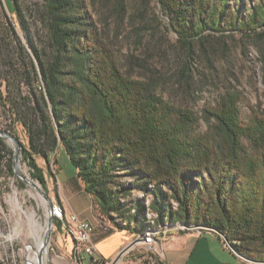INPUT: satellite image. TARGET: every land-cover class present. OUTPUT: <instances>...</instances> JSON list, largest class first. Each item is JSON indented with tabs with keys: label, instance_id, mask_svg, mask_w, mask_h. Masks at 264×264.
I'll return each instance as SVG.
<instances>
[{
	"label": "trees",
	"instance_id": "obj_1",
	"mask_svg": "<svg viewBox=\"0 0 264 264\" xmlns=\"http://www.w3.org/2000/svg\"><path fill=\"white\" fill-rule=\"evenodd\" d=\"M38 1L42 43H35L39 33L25 25L17 0L4 3L26 46L5 14L14 40L0 43V106L10 118L5 131L19 141L20 127L26 136L27 146L19 143L32 179L44 188L63 152L96 219L113 231L144 234L149 209L157 225L198 227L220 240L215 230L239 255L264 262V114L244 120L238 97L227 93L204 110L213 123L196 135L192 112L164 101L153 83L122 71L82 0ZM230 1L156 0L186 58L180 71L186 85L197 58L211 66L216 49L206 46L209 38L264 36V0L245 19L244 4L255 0H237L236 9ZM116 6L122 14L124 0Z\"/></svg>",
	"mask_w": 264,
	"mask_h": 264
},
{
	"label": "rangeland",
	"instance_id": "obj_2",
	"mask_svg": "<svg viewBox=\"0 0 264 264\" xmlns=\"http://www.w3.org/2000/svg\"><path fill=\"white\" fill-rule=\"evenodd\" d=\"M4 1L10 3V0H0V43L2 46H8L14 40L4 23L5 14L8 19L13 20L17 34L26 46V37L17 24L15 15L7 13ZM258 1H246L242 9L243 19L249 15L251 6ZM17 2L21 7L25 25L32 32L39 33L38 38L34 36L35 43H42L41 31L36 24L39 1ZM82 2L90 18L105 32L108 42L119 57L122 71L133 79L153 83L155 92L164 101L176 108L192 112L197 119L196 135L206 134L213 123L212 120L207 122L204 119V110L215 107L227 93L238 97V108L244 120L252 113L264 114V36L254 39L234 34L222 39L209 38L206 46L216 49L211 66H207L203 57L197 58L198 62L192 66L190 81L186 85L184 78L180 76L186 58L179 47L176 34L167 18L160 12L156 0H124L122 14L118 13L116 0ZM229 6L236 9L238 1H230ZM199 55L201 56L200 53ZM9 122L10 118L0 106V131L6 132ZM15 135L19 139L18 142L27 146L26 136L20 127L15 129ZM2 140L5 146H0V154L3 157L0 161V264H27L28 256L37 251L38 239L44 242L49 222L52 227L47 250L38 253L41 264H80L72 249L71 253L67 252L68 247L64 241L61 240V245L58 244V239L65 234L48 218V209L52 202H57L64 212H68L65 195L61 190V181L71 168L67 157L63 152L57 154V164L50 166L53 178L50 179L46 174L43 188L39 182L32 179L31 170L23 160L21 150L19 168L16 167L19 177L14 175L13 143L4 138ZM35 160L38 167L46 173L44 161L38 157ZM66 188H69V185ZM30 216H33L34 222H30ZM191 232L195 231H185ZM196 233H203L204 238L211 241L214 258L235 264L229 252L222 249V240L217 242L208 232ZM177 234L181 232L169 229L164 239L156 245L157 253L153 254L139 243L137 249L141 263L148 264L151 260L160 258L161 246ZM65 237L72 242L69 237ZM224 247L227 246L224 244ZM245 262L244 264H254ZM182 264L198 263L193 256ZM205 264H208L207 259Z\"/></svg>",
	"mask_w": 264,
	"mask_h": 264
},
{
	"label": "crops",
	"instance_id": "obj_3",
	"mask_svg": "<svg viewBox=\"0 0 264 264\" xmlns=\"http://www.w3.org/2000/svg\"><path fill=\"white\" fill-rule=\"evenodd\" d=\"M61 182L62 188H60L65 195L64 198L66 200L68 212L77 213L85 220L95 222L96 217L92 209L91 199L87 194L84 193L83 186L72 169L68 170L67 175L63 177V181ZM67 185H69V188H66ZM63 186H65L64 189ZM106 223L108 230H114L108 222ZM212 235L217 242H222L221 239L219 240L216 235ZM139 236V234L131 233L129 231H113L106 233L100 229H97L92 233L91 239L95 247L96 255L102 258L106 263H111L124 247H126ZM61 240L66 243V247H68L67 252L71 253L72 242H69L65 235H62L61 238L58 239L59 245H61ZM222 244V249L229 252L232 258L235 260V264L246 263L237 257L228 247H224V243ZM211 245V241L206 240V238L203 236V233L199 234L196 232H191L177 234L171 236V239L161 246V254L165 264H182L184 260L192 258L193 256L198 264H205V259H207L208 264H232L229 261L221 262L218 261L217 258H214L212 255L213 250ZM137 246L138 244L131 247L121 257V260L118 264H142L140 256L138 255ZM156 247L157 246H155V250L157 249ZM210 258H212L213 261H210Z\"/></svg>",
	"mask_w": 264,
	"mask_h": 264
},
{
	"label": "built area",
	"instance_id": "obj_4",
	"mask_svg": "<svg viewBox=\"0 0 264 264\" xmlns=\"http://www.w3.org/2000/svg\"><path fill=\"white\" fill-rule=\"evenodd\" d=\"M48 218L57 221L62 233L72 240L74 257L76 256L80 264H106L102 258L96 255L91 239L92 233L97 229L106 233L113 232V230L107 229L106 222L101 223L97 219L95 222H91L80 217L77 213L64 212L57 202H52L49 205ZM164 236L156 238L155 242L145 241V246L150 254L157 253L155 246L164 239ZM148 264H165L162 254H160V258L151 260Z\"/></svg>",
	"mask_w": 264,
	"mask_h": 264
},
{
	"label": "bare ground",
	"instance_id": "obj_5",
	"mask_svg": "<svg viewBox=\"0 0 264 264\" xmlns=\"http://www.w3.org/2000/svg\"><path fill=\"white\" fill-rule=\"evenodd\" d=\"M6 140L9 142L8 139ZM19 162H20V159L18 158L17 168H19ZM15 205L19 207L18 204H16V202H15ZM29 219H30V222H34L33 216H30ZM145 221L149 227H147L148 229L145 231L144 234L139 236L140 238H142L141 244L144 246H145V241L155 242L156 238H161L164 235H166L169 229H174V230L177 229L179 232L187 231V230L195 231V232L202 231V229L198 227H186L185 228L182 225H178V226L176 225L174 227L157 225L156 223L157 216L149 209L146 210ZM47 226H48V223H47ZM36 247H37V251L34 254L28 256V264H41L42 263V261L38 257V253L45 252L47 250V247L44 245L43 240L40 238L37 241Z\"/></svg>",
	"mask_w": 264,
	"mask_h": 264
},
{
	"label": "water",
	"instance_id": "obj_6",
	"mask_svg": "<svg viewBox=\"0 0 264 264\" xmlns=\"http://www.w3.org/2000/svg\"><path fill=\"white\" fill-rule=\"evenodd\" d=\"M0 137L1 138H4V139H8L9 141H11L13 143V163H14V175L18 176L19 175L16 173V167H17V163H18V158H19V154H20V150H21V146H20V143L18 142V140L16 138H14L12 135L6 133V132H3V131H0ZM52 227V223L49 222L48 223V226L46 228V231H45V238H44V245L47 246L48 244V239H49V236H50V229ZM214 232L219 235V237L221 238V240L223 241V243L237 256L239 257L240 259L244 260V261H247V262H251V263H254V264H264V262L262 263H256V262H253L241 255H239L235 250L234 248L232 247V245L228 242V240L226 239V237L224 235H221L219 234L217 231L214 230ZM142 242V238L138 237L136 238L135 240H133L130 244H128L126 247H124L120 252L119 254L117 255V257L110 263V264H118L119 261L121 260V257L131 248L133 247L134 245L136 244H139Z\"/></svg>",
	"mask_w": 264,
	"mask_h": 264
}]
</instances>
